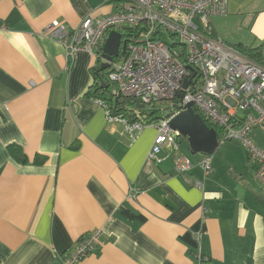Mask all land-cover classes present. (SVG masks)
Returning a JSON list of instances; mask_svg holds the SVG:
<instances>
[{
    "label": "crops",
    "instance_id": "obj_1",
    "mask_svg": "<svg viewBox=\"0 0 264 264\" xmlns=\"http://www.w3.org/2000/svg\"><path fill=\"white\" fill-rule=\"evenodd\" d=\"M116 8L117 0H0V264H57L95 229L102 244L78 264H196L197 230L210 264H264V190L244 148L218 143L206 177L203 155L183 137L148 164L156 129L132 140L95 101L106 40L96 55L69 58L42 35L53 20L73 29ZM210 28L252 60L256 49L264 66V0H228ZM250 138L264 151V123ZM178 152L193 163L185 175L174 171Z\"/></svg>",
    "mask_w": 264,
    "mask_h": 264
},
{
    "label": "built area",
    "instance_id": "obj_2",
    "mask_svg": "<svg viewBox=\"0 0 264 264\" xmlns=\"http://www.w3.org/2000/svg\"><path fill=\"white\" fill-rule=\"evenodd\" d=\"M228 0H117L116 11L102 18L88 16L69 29L58 20L49 23L42 35L59 42L70 58L78 51L96 55L98 47L113 30L131 29L136 35L125 41L122 61L110 62L106 74L109 100H134L144 109L158 111L157 120L146 119L138 109L127 107L134 119L113 114L105 100L96 98L107 122H120L132 140L147 127L157 131L146 162L160 161L165 145L179 149L182 136L169 122L187 104L219 132L218 143H239L255 164L254 178L264 190V151L250 138L253 128L264 123V66L242 54L234 46L210 36V19L224 16ZM198 20L200 25L195 21ZM180 45L181 48H175ZM193 76V77H192ZM181 101L177 94L183 81L190 79ZM203 177L212 170L210 155L201 156ZM193 163L179 153L174 159L177 175L187 174ZM197 189L204 183L194 181ZM102 229L83 235L75 247L57 264H78L97 252ZM196 264H210L202 250L203 233H193Z\"/></svg>",
    "mask_w": 264,
    "mask_h": 264
},
{
    "label": "water",
    "instance_id": "obj_3",
    "mask_svg": "<svg viewBox=\"0 0 264 264\" xmlns=\"http://www.w3.org/2000/svg\"><path fill=\"white\" fill-rule=\"evenodd\" d=\"M121 34L111 31L105 42V52L102 54V62L99 71L104 72L110 68L113 57L119 56ZM125 54V41L122 43V55ZM193 77V76H192ZM190 79L183 81L182 88L178 92V100L184 96V90L188 87ZM103 85V81L101 82ZM169 127L177 131L186 139L191 155H214L218 148V134L214 128H210L202 117L194 111L191 104L171 119Z\"/></svg>",
    "mask_w": 264,
    "mask_h": 264
},
{
    "label": "trees",
    "instance_id": "obj_4",
    "mask_svg": "<svg viewBox=\"0 0 264 264\" xmlns=\"http://www.w3.org/2000/svg\"><path fill=\"white\" fill-rule=\"evenodd\" d=\"M121 34H122V37L125 38V41L130 40L131 38H134L136 36L133 33V30L128 29V28L122 29ZM249 53H252V54H250L251 58H253L256 62L260 63L261 60L258 57L259 53L257 52L256 49L249 50ZM99 81H100V84H98V87L96 89V94H97L96 98L105 100L108 108L112 111L113 114H123V115H126L130 119H134V114L131 111L130 112L126 111V108L128 106H131L134 109H138L142 115H145L146 119H149V120H157L158 119L159 116H158L157 110L153 109V111H151L149 113V111L144 109L142 106L138 105V102L134 101V100H124V101L121 100L120 102L116 101L115 105H113L112 102L109 100V97L106 98L104 95H102L103 92L107 91V82H106V73L105 72H102L101 76L99 75ZM102 81H103V85L101 83ZM208 126L210 128H212V126L210 124H208ZM215 130L217 131L216 128H215ZM217 134L219 137L218 131H217Z\"/></svg>",
    "mask_w": 264,
    "mask_h": 264
},
{
    "label": "rangeland",
    "instance_id": "obj_5",
    "mask_svg": "<svg viewBox=\"0 0 264 264\" xmlns=\"http://www.w3.org/2000/svg\"><path fill=\"white\" fill-rule=\"evenodd\" d=\"M195 22L198 23V24L200 25V28H202V25H201V23H200L198 20H196ZM175 48H181V47H180V45H177V46H175ZM104 94H105V97H106V98L109 97L110 94H109L108 89H107V91L104 92ZM186 143H187V141H186Z\"/></svg>",
    "mask_w": 264,
    "mask_h": 264
}]
</instances>
